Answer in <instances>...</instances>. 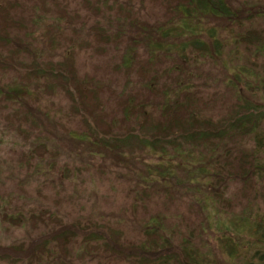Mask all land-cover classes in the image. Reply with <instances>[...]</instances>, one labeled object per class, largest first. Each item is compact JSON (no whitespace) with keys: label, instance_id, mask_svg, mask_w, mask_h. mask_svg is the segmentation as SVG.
Segmentation results:
<instances>
[{"label":"rangeland","instance_id":"374dc122","mask_svg":"<svg viewBox=\"0 0 264 264\" xmlns=\"http://www.w3.org/2000/svg\"><path fill=\"white\" fill-rule=\"evenodd\" d=\"M65 1L71 2L72 9L77 11L81 18H77L72 24L64 19L60 20L57 23L59 32L70 35L71 28L84 24L76 34L79 35V42L85 41L86 47L82 48L80 44L76 46L75 42L71 50L65 40L59 41L61 44L58 47H50L44 32L56 24L57 14L51 11L47 14V23L44 22L41 27L29 25L25 27V31L16 29L10 32V35L24 37V50L16 54L17 64L0 67V90L3 93L16 86L27 88L21 104L4 101L6 97L2 93L0 97V195L10 200L12 209L9 211L12 213L9 215L11 218L2 219L0 215V264H137L136 259L138 260L139 256L135 253L145 241V231L154 228L156 214L164 215L165 222L161 223L163 222L164 227H172L171 229L176 223V218L185 216L189 220L187 230L184 225H178L177 231H172L171 242L179 244L182 237L195 235L192 242L194 248L204 255L203 258L210 264L213 261L218 262L217 264L257 263V253L263 249L258 239L264 230V196L256 194V199H249L251 204L246 202L242 186L233 177L223 174L221 175L225 182L208 184L207 192L202 194L204 182H215L218 168L216 165L210 168L203 166L207 169L205 172H211V176H198V168L201 169L202 165L194 151L193 156L184 155L183 158L187 161H184L182 167L175 168V172L172 171L173 177L157 178L151 180L148 185V182L143 180L146 165L160 164L157 154L156 157L146 156L145 159L139 156L134 159L126 155L116 156V151L109 148V145L114 147V137H107L105 141L93 139L89 135L91 130L85 127V120L82 119L84 115L79 116L80 109L76 112L77 115L72 113L68 94L63 88H55L53 79L38 75L24 79L28 78L26 76L31 66L27 65L35 60V53L41 68L47 61L63 62L66 55H71L77 76L93 80L101 87L99 98L106 106L103 109L111 113L114 109V98L110 96L112 88H120L126 78L138 83V80L144 78L136 70H131V74L127 76L118 75L114 65L130 48L136 51L134 67L145 64L146 59L153 55V48L145 41V36L140 34L141 31L139 32L137 27L158 30L165 25L171 26L173 9L167 12L159 0H108L103 10L106 13L94 16L87 10L88 7H82L78 0H75V4L74 1ZM227 3L243 16V20L232 23L227 17L210 14L193 17L192 22L200 25V31H197L195 37L205 41L210 52L188 46L183 52L187 58L182 61L180 54L171 50L165 59H155L153 62L156 69H168L167 77H162L161 83L166 80L172 84L181 81L183 75L178 72L182 68L180 63H183L184 68L190 72L191 82L200 83L201 94L208 98L198 113L211 118L212 121L228 115L229 109L235 104L243 103L244 98L254 104H264V55L257 53V42L248 44L239 41L235 44V34L247 35L250 30L264 34V16L247 14L243 0H227ZM33 4H39L38 0L26 1L25 7ZM256 4L264 8V0H256L249 5L253 9ZM119 8L126 9L128 15L124 17L120 14ZM15 15L24 18L28 23L30 12L19 8ZM32 16L35 17L34 14ZM94 21L103 28V25L109 26L106 35H112L118 30V37L113 36L108 42L95 35L94 39V32L90 30ZM121 25L125 26L124 31L119 29ZM212 28H217L221 43L222 50L218 52L213 51L214 40L209 35ZM23 32L25 35H22ZM181 40V36L158 38L159 43L166 46L171 42L180 43ZM263 45L264 43L262 47ZM12 47L13 44L7 48L0 46V52L6 53L4 50ZM95 47L98 50L96 52L93 51ZM262 50L264 52V49ZM208 52L212 54L208 55ZM160 53L161 50L155 52L157 56H160ZM234 76L241 82H230ZM48 84L53 88H47ZM69 87L68 90L71 91ZM76 104L79 107L78 101ZM88 121L92 124L91 119L88 118ZM261 125L264 127V123ZM101 136L100 133L99 138ZM34 143L44 144V152L31 155ZM226 143L233 149L240 144V147H253L250 137L227 140ZM103 145L110 150L103 148ZM238 149L240 148L235 147L234 151ZM255 156L258 164L264 163L263 150L258 151ZM170 158L161 163L172 164L174 167L178 157ZM191 175L196 177V181H189ZM214 186L220 188L219 192L225 190V197L232 199L231 202L238 200L235 194H240L242 205L236 208L239 212L248 211L246 220L254 222L253 227L245 231L239 223L235 224L234 232H229V235L233 233L235 237H241L242 242L257 244L241 249L242 256L228 258L229 248L225 247L222 240L225 239L224 236L228 237L227 231L222 232V220L227 223L225 211L216 210L215 213L212 210V228L208 226L206 215L207 210L211 211V203L215 199L212 193ZM143 191L148 194L142 200L139 195ZM207 194L206 202L209 201V205L206 204L205 207L204 195ZM133 204L137 207L134 208ZM23 207L28 208L25 218L23 214L16 215L22 212ZM152 219L154 221H151ZM76 221L82 226H90V231L98 234L100 232L99 235L106 233L109 228L119 229L122 235L121 246L107 239L108 245L113 247V251H109L105 241L86 242V237L90 235L88 230H75L77 237L71 241L52 240L54 234L61 233V229L70 227ZM249 226V223H243V227ZM52 230L54 232L51 233ZM127 240L129 242H126ZM20 247L23 251H18ZM122 247L123 249L118 250ZM129 247L134 251V254L130 253L132 256L128 254ZM206 262L204 264H208ZM186 264L191 263L187 261Z\"/></svg>","mask_w":264,"mask_h":264},{"label":"trees","instance_id":"16d2710c","mask_svg":"<svg viewBox=\"0 0 264 264\" xmlns=\"http://www.w3.org/2000/svg\"><path fill=\"white\" fill-rule=\"evenodd\" d=\"M26 1L0 0V46H2V48H7L11 44L14 45L12 49L4 50L6 53L0 52V67H11L15 63L17 64V59H15L17 57L16 54L19 51L24 50V37L14 34L10 35V32H13L16 29L25 31V27L29 25L41 27L44 22L47 23L48 20L46 17L51 11L57 14L56 24L54 26L51 25L44 32L47 34L50 47L53 45L58 47L61 44L59 42L61 40L68 42L71 46L69 49L71 50L73 49V44L75 42L76 46L80 44L82 48L86 47L85 41H83V43L82 41L79 42L77 39L79 35L76 34L79 33L82 27H84V24H81L78 28H71L70 35L59 32V26H57V23H59L60 20L64 19L72 24L77 18H81V15L79 16V13L72 9L71 2L65 0H38L39 4L25 7ZM70 1H74L73 4L76 3L75 0ZM107 1L108 0H78L77 2H79L82 7H88L87 10H89L92 15L97 16L106 13L103 10L106 8ZM159 1L163 4L164 9L166 8L165 10L167 12L173 9V25H165L158 30L137 27V30L140 29L139 32L141 31L140 34L145 36V41L153 48V55H150V57L146 59L145 64L141 63L139 67L135 68L133 64L135 62L134 55L136 51L134 48H130L114 65V70L117 71L118 75L124 74L127 76L131 74L130 72L136 70L141 73L144 78L138 80L139 83L137 81H131L130 78H126L127 80L120 86V88H112L113 90L110 91L111 95H109L114 98V109L111 113H107L105 109H103V107L106 106L103 105V102L99 98L101 87L97 83H94L93 80L79 78L77 76L75 67H73V57L71 55H66L63 62L47 61L43 64L44 67L41 68V65L37 63L39 58L35 53V60L27 65L31 66L29 72H27L28 76L26 77L28 78L24 79L32 78V76L36 77L37 75L53 79L55 81L53 86L55 88H63L65 93L68 94L69 100L71 101L70 109L72 110V113L77 115L76 112L80 109L81 112L79 116L84 115L82 119L85 120V127L91 130L89 135L93 139L96 141L104 139L105 141L107 137H114V147L109 144L106 145H109V148H113L114 151H116V156L126 155L133 159L139 156L141 159H145L146 156L156 157L157 154L160 164L149 163L146 165L143 180L148 182V185L151 183V180L153 181L157 178L162 179L167 176L170 178L173 177L174 175H172V171L175 172V168L178 169L179 167H182L184 161H187L186 158H183L184 155L187 154L188 157L193 156L194 151L197 153L196 157L198 158L200 165H202L201 169L198 168V176L206 175L210 177L211 172H205L207 169L204 167L210 168L214 165H216L219 172H216L215 182H204L205 184L201 190L202 194L207 192L208 184H216V182L223 183L225 182L222 178L223 175L226 177L231 176L242 186L245 191L243 197L246 196L244 199H247L246 202L250 203L251 201H249V199L252 197L256 199V194L258 196H264V163L258 164V162L255 161L256 153L258 151H264V127L261 125L264 123V104H254L251 100L244 98L243 103L235 104L233 108L229 109L228 115L221 117L217 121H212L211 118L198 113L199 109L202 108V104L206 103L208 98H205L201 94L200 83L191 82V77L189 76L190 72L184 68L183 63H180L182 68L180 72H178L181 73L183 77L181 78V81L176 84H172L170 81L168 82L166 80L161 83L162 77H167L166 73L168 72V69L166 67L156 69L154 68L153 63L155 59H158V61L160 59H165L168 51L171 50H175L179 53L182 61L187 58L184 56L183 52L188 46L204 51L210 50L205 41H201L199 38L195 37L197 31H200V25L192 22L194 19L193 17H200V14H210L211 16L227 17L232 23H235L238 21L240 22L241 19L243 20V16L232 9V7L230 8L227 0ZM243 1V4H246L245 11L247 14L264 16V8L262 5L258 6L256 4L257 6L251 9L252 6L249 4L256 2V0ZM236 7H239V5H236ZM19 8L21 10L27 9L30 12L28 23L24 18L16 17L15 13ZM119 10V13L124 17L128 15L126 9L122 10L119 8ZM37 11L38 15H36ZM32 14H34L35 17H33ZM95 23L96 21L93 22V25L90 28V30L94 32V34H92L94 39L96 36L100 40L108 42L113 36L118 37V35H116L119 34L117 33L119 32L118 30L112 35H106V30L109 26L102 24L104 26L103 28ZM124 27V25H121L119 29L124 31ZM59 34H61V36ZM22 35H25V33L23 32ZM209 35L214 40L213 51L218 52L219 50H222L217 35V28H212L209 31ZM177 36H181L183 39L180 43L171 42L170 45L166 46V44L162 45V43H159L158 41V38H173ZM239 41H244L248 44L257 42V53L264 55L262 50L264 49V45L262 47V44L264 43L263 32L250 30L247 35H242L241 33L235 34V44H238ZM157 50H161L160 56L155 54ZM93 51L96 52L98 50L96 48ZM209 52L208 55L212 54ZM239 81L241 82V80L235 76L230 80V82L234 84L239 83ZM68 85H70V87ZM246 85L250 86L248 83H246ZM47 86L49 89L53 88V86L49 87V84ZM234 86H236V88L238 87L237 85ZM68 87L71 88V91L68 90ZM1 93L6 97L4 101L21 104V101L25 99L24 95L27 93V88L16 86L6 90L5 93L0 90V97L2 95ZM76 101H78L79 107L76 104ZM82 110H85V112ZM17 113L18 112H16V114ZM88 118L92 120V124L88 121ZM24 121L26 122V118ZM97 131H101L100 133L102 136L100 138V133ZM242 137H250L253 140V147H240V144L235 146L240 149L234 151L235 147L233 149V147H229L228 143H226L227 140L232 141L236 138L240 139ZM106 145H103V148L108 149ZM44 146L45 145L42 143H34L32 145L31 150L33 152H31V155L32 153L36 155L44 152ZM170 157H178V162L174 167H172V164L166 165L161 163ZM170 159L172 160V158ZM183 171L185 170L183 169ZM221 179H223V181H221ZM193 180L196 181V177H190L189 181ZM228 186L229 184L227 187ZM219 190L220 188L218 186H214L212 189V193L215 197L212 196L215 199L211 203V211L207 210L208 214L206 216L208 226L212 228L210 222L213 218L212 210H214L215 213L216 210L220 212L225 211L224 215H226L227 223L225 224L222 220L224 226L222 232L227 231L228 237L226 238L224 236L225 239L222 240H224L225 247L229 248L227 253L228 258H236L238 255L242 256L241 249L254 246L256 243L242 242L240 240L241 237L238 238L237 235L235 237V234L233 233L229 235V232H234L233 228L235 224L239 223L242 229H244L243 231H245L248 228H252L254 222L246 220L248 218V211L239 212L236 208V206L242 205L240 203V194H235L238 196V200L235 199V203L231 202L232 199H227L225 197V190L223 192H219ZM147 194L146 191H143V193L139 195L140 199L143 200ZM206 196H208V194L204 195L205 207L206 204L209 205V201L206 202ZM133 207L136 208L137 206L133 204ZM10 209V200H8L7 197L0 195V215L2 219L11 218L9 216L12 215V213L9 212ZM27 209V207H23V210H21L22 212L16 213V215L23 214V218H25ZM33 214L36 216L34 212ZM164 217V215L156 214L154 228L145 231V241L141 243L138 250L136 249L137 251L135 254L139 256L138 260L136 259V263L186 264V262L189 261L191 264H204L206 262L203 258L204 255L194 248L192 243L195 240L193 238L195 235L190 236L188 234L186 238L182 237L179 244L171 242V240L173 241L171 236L173 234L172 231H177L178 225H184L187 230L189 220H187L185 216L176 218V223L172 225L173 229H171L172 227H164L163 222L161 223V221L165 222ZM151 221H154V219ZM158 221L160 222L158 223ZM244 222L249 223L250 226L243 227ZM162 225L165 229H163ZM89 228L90 226H82L80 225V222L76 221L70 227L61 229V233L54 234L52 240H59L61 242L71 241L77 237L75 230H88L89 232ZM159 229L161 232H159ZM188 230L191 229L188 228ZM52 232H54V230H52L51 233ZM203 232L205 233V230H203ZM88 234L90 235L86 237V242L98 240L105 241L107 243L106 245H108V240L110 239V242L117 246H121L120 240L122 235L119 229L109 228L106 233H101L103 235H99L100 232L98 234V232L95 233L93 231H90ZM224 234L227 233H223V235ZM258 241L261 243L260 246L263 249L261 252L257 253V263L249 262L248 264H264V230L260 234V239H258ZM126 242L129 241L127 240ZM106 249L113 251V247H110L109 245L108 247L106 246ZM121 249H123V247L118 248V250ZM19 250H22V248L20 247L18 251ZM128 250V254L132 256L134 251L132 252V248L130 247ZM217 263L218 262L213 261L211 264Z\"/></svg>","mask_w":264,"mask_h":264}]
</instances>
